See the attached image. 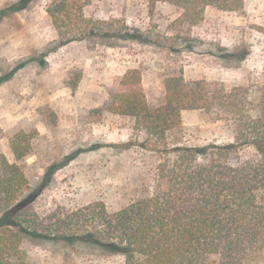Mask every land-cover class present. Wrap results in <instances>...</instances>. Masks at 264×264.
<instances>
[{
	"label": "rangeland",
	"instance_id": "rangeland-1",
	"mask_svg": "<svg viewBox=\"0 0 264 264\" xmlns=\"http://www.w3.org/2000/svg\"><path fill=\"white\" fill-rule=\"evenodd\" d=\"M15 1L0 0V10ZM46 2L33 0L0 19V153L18 163L32 188L49 166L70 157L31 203L39 217L94 201L114 211L154 189L157 153L142 146L128 117L104 109L123 89L128 69L140 70L150 106L163 103L164 78L178 71L228 88L264 84V34L257 29L264 25V0H244L240 11L207 7L189 36L175 39L171 24L180 11L168 2L151 10L148 0H92L87 17L120 19L136 37L98 49L81 41L54 49L58 37ZM18 132L34 133L22 160L9 146ZM178 140L203 146L232 142L233 135L223 121L195 109L181 112ZM116 245L30 234L21 241L31 264H124Z\"/></svg>",
	"mask_w": 264,
	"mask_h": 264
},
{
	"label": "trees",
	"instance_id": "trees-1",
	"mask_svg": "<svg viewBox=\"0 0 264 264\" xmlns=\"http://www.w3.org/2000/svg\"><path fill=\"white\" fill-rule=\"evenodd\" d=\"M17 0L0 10L26 8ZM92 0H47L45 11L60 46L81 41L89 49L118 47L136 38L120 19L87 17ZM168 2L179 11L172 39L188 37L207 7L240 11L244 0H148L152 10ZM264 34V25L257 26ZM244 56H241V59ZM240 59V60H241ZM139 69H128L104 109L128 117L143 135V147L157 153L155 186L122 208L94 201L65 213L39 217L31 203L57 168L49 166L31 187L16 162L0 153V264H31L21 248L24 234L113 242L124 264H249L264 259V84L234 85L205 78L186 79L181 71L164 78V101L150 106ZM2 80L0 79V82ZM201 110L224 122L233 141L187 146L179 143L181 112ZM34 133L18 132L9 146L17 160L31 152Z\"/></svg>",
	"mask_w": 264,
	"mask_h": 264
}]
</instances>
